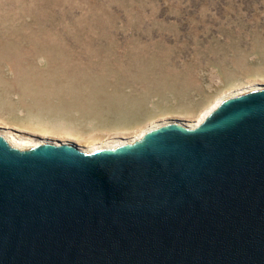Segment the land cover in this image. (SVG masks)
<instances>
[{"label": "water", "instance_id": "1", "mask_svg": "<svg viewBox=\"0 0 264 264\" xmlns=\"http://www.w3.org/2000/svg\"><path fill=\"white\" fill-rule=\"evenodd\" d=\"M0 264H264V87L93 151L0 135Z\"/></svg>", "mask_w": 264, "mask_h": 264}, {"label": "rangeland", "instance_id": "2", "mask_svg": "<svg viewBox=\"0 0 264 264\" xmlns=\"http://www.w3.org/2000/svg\"><path fill=\"white\" fill-rule=\"evenodd\" d=\"M259 86L264 0H0L2 134L128 140Z\"/></svg>", "mask_w": 264, "mask_h": 264}, {"label": "bare ground", "instance_id": "3", "mask_svg": "<svg viewBox=\"0 0 264 264\" xmlns=\"http://www.w3.org/2000/svg\"><path fill=\"white\" fill-rule=\"evenodd\" d=\"M261 87V86H259ZM253 88H257V87H252L250 89ZM242 91H245L242 90ZM242 91H235L234 93H230L227 92L226 94H223L221 96H219L215 101L212 102V104L208 105V107L203 110L196 119H194L191 123L186 124L188 127H195L196 125H198L213 109H215L217 107V105L226 97L229 96L231 94H236L238 92H242ZM160 125V124H158ZM157 124L153 125L150 124L148 125V127L145 128H141L139 129L140 131L135 133H129L126 134V136H122L125 138H129L128 140H119V139H115V138H119L118 135L114 134V135H109V136H99V137H90V138H85L83 140H81L80 142H77L81 145L82 148H84L86 151H93L97 148H102V147H107V146H112V145H116V144H121V143H125L126 141H131L134 140L136 138H138L139 136H141L143 134L144 131L151 129L152 127L158 126ZM124 134V133H123ZM0 135H2L5 140L8 142V144L12 147H16L19 149H27V148H31L37 144H41L40 141H35L32 139H27L15 134H12L10 132H6V133H0ZM41 136H46L45 134L41 133L39 134ZM86 147V148H85Z\"/></svg>", "mask_w": 264, "mask_h": 264}]
</instances>
